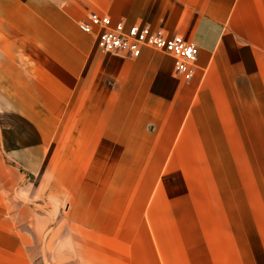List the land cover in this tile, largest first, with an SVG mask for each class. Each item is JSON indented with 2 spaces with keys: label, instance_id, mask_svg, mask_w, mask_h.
Wrapping results in <instances>:
<instances>
[{
  "label": "crops",
  "instance_id": "0c3cea01",
  "mask_svg": "<svg viewBox=\"0 0 264 264\" xmlns=\"http://www.w3.org/2000/svg\"><path fill=\"white\" fill-rule=\"evenodd\" d=\"M0 264H264V0H0Z\"/></svg>",
  "mask_w": 264,
  "mask_h": 264
},
{
  "label": "built area",
  "instance_id": "2783aa9c",
  "mask_svg": "<svg viewBox=\"0 0 264 264\" xmlns=\"http://www.w3.org/2000/svg\"><path fill=\"white\" fill-rule=\"evenodd\" d=\"M79 30L91 35L97 47L121 57L136 58L142 48H150L173 58L174 72L185 80L192 77L198 48L179 35H168L161 30H152L147 25H124L123 21L112 22L110 17L90 13L77 23Z\"/></svg>",
  "mask_w": 264,
  "mask_h": 264
}]
</instances>
